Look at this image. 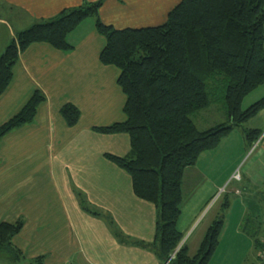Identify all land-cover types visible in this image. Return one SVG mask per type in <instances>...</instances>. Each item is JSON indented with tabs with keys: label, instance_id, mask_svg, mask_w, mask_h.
<instances>
[{
	"label": "crops",
	"instance_id": "obj_1",
	"mask_svg": "<svg viewBox=\"0 0 264 264\" xmlns=\"http://www.w3.org/2000/svg\"><path fill=\"white\" fill-rule=\"evenodd\" d=\"M97 1L0 0V56L18 32L66 9ZM181 1L105 0L100 18L117 29L157 26ZM67 40L73 46L69 51L46 43L29 46L15 66L12 84L0 97L1 126L36 90L46 96L33 123L0 139V223L24 220L12 242L29 262L43 258L40 262L46 264H166L154 245L155 205L138 198L131 177L106 158L107 154L128 156L130 136L94 130L126 119L120 71L100 61L105 38L98 33L95 18L84 20ZM260 96H264V84L248 94L242 105L257 102ZM67 103L81 111L74 127L60 113ZM262 116L264 109L251 121L256 123ZM234 132L222 140L223 145H234ZM260 137L225 178L218 174L222 164L214 156L222 142L203 153L195 167L186 169L178 229L184 236L181 244L187 245L190 254L196 253L217 217L218 212L209 215L220 189L225 192L228 181L257 183L264 175V138L260 142ZM201 167L210 173L199 172L194 177L197 183L188 191L192 169ZM236 172L238 181L232 179ZM86 207L97 215L92 216ZM192 239L197 246L191 251Z\"/></svg>",
	"mask_w": 264,
	"mask_h": 264
},
{
	"label": "trees",
	"instance_id": "obj_2",
	"mask_svg": "<svg viewBox=\"0 0 264 264\" xmlns=\"http://www.w3.org/2000/svg\"><path fill=\"white\" fill-rule=\"evenodd\" d=\"M105 0L85 2L58 16L18 32L0 56V97L14 79L21 54L34 43L69 51L67 38L84 20L95 18L105 38L100 61L119 71L118 85L126 96L125 121L95 127L104 134L125 133L131 139L128 156L107 154L111 162L132 180L134 194L155 205L156 253L168 264H209L224 229V217L208 227L199 248L190 254L178 229L185 201L186 169L199 157L216 149L233 130L264 109V97L242 110L244 98L264 84V0H182L165 23L142 28L117 29L104 23L100 10ZM224 80V105L229 121L200 130L192 115L211 103L209 85ZM46 96L36 90L23 108L0 126V139L34 122ZM60 113L69 127L78 124L80 109L64 104ZM261 136L247 133L248 142ZM230 206L225 199L221 209ZM90 214L88 207L85 208ZM24 220L0 223V248L21 257L12 240ZM254 234L256 264H264V223L257 222ZM175 257L170 260V257ZM38 258L36 261H41Z\"/></svg>",
	"mask_w": 264,
	"mask_h": 264
},
{
	"label": "rangeland",
	"instance_id": "obj_3",
	"mask_svg": "<svg viewBox=\"0 0 264 264\" xmlns=\"http://www.w3.org/2000/svg\"><path fill=\"white\" fill-rule=\"evenodd\" d=\"M223 86L225 87V83L222 79H216L212 81L209 85V88H211L209 90L211 103L207 108L192 115L194 123L200 130H207L229 121L228 114L224 105L223 97L225 93ZM246 102L247 101H244L242 110L247 109L249 106L255 103L250 102L246 104ZM251 120L252 118L235 129V132L233 133L235 136V141L233 143L234 145H223V142L225 141L224 139L221 146L219 145L220 148L216 149V155L214 156L215 158H217L216 162L218 161L222 164L221 168H219L218 170V174H222V178L228 176L231 170L236 167L243 156H245L255 144V142L249 143L246 138V135L249 131H251L254 127H258V129H260L261 131L260 142L263 140L264 117H260V120L256 123H253V121ZM237 134H239V136H237ZM193 167L195 166L189 168ZM199 169V171L197 168L192 169V173H190L189 175V181L186 186L188 188V191H191L193 185L195 186V184L197 183V181L194 180V177H196L199 172L201 174H205V171H209L210 173V170L205 167H201ZM232 179H234L235 181L239 180L236 176H233ZM186 187L185 189H187ZM225 187V192H223L224 190L221 191L220 189L217 198L213 200L212 205L214 209L209 215L210 217H212L213 215H216L217 212H219L223 215L225 222L224 229L220 236V245L218 246L210 264H256V248L254 245L253 237L257 231L256 226L258 220H260V223H264V175L261 176L260 174V181L257 183L253 182L247 184L245 181L243 183H241L240 181H238L237 183H231V181H228ZM237 189H239V192H237ZM227 198H229L230 201L229 208H227L226 210L221 209L224 200ZM93 215L94 214H92V216ZM193 242L194 241L192 239L189 245L191 251L194 248V245L195 247L197 246ZM172 256L174 258L175 254H173ZM171 257L170 259H173ZM0 264L46 263L36 260L29 262L24 260L22 256L19 257L14 252H11L4 248H0Z\"/></svg>",
	"mask_w": 264,
	"mask_h": 264
},
{
	"label": "built area",
	"instance_id": "obj_4",
	"mask_svg": "<svg viewBox=\"0 0 264 264\" xmlns=\"http://www.w3.org/2000/svg\"><path fill=\"white\" fill-rule=\"evenodd\" d=\"M235 176H236L238 179H240V173H235ZM235 176H234V177H235ZM259 256H260L262 259H264V250L262 251L261 254H259ZM171 258H173V256H172ZM170 260H171V259H170Z\"/></svg>",
	"mask_w": 264,
	"mask_h": 264
}]
</instances>
